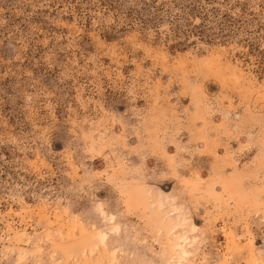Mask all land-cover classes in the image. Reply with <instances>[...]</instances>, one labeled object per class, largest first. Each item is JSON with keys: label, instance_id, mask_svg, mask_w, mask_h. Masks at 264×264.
Wrapping results in <instances>:
<instances>
[{"label": "rangeland", "instance_id": "1", "mask_svg": "<svg viewBox=\"0 0 264 264\" xmlns=\"http://www.w3.org/2000/svg\"><path fill=\"white\" fill-rule=\"evenodd\" d=\"M0 264H264V0H0Z\"/></svg>", "mask_w": 264, "mask_h": 264}]
</instances>
